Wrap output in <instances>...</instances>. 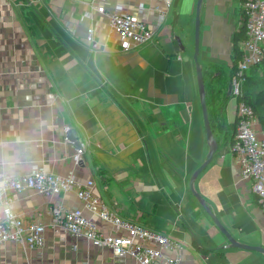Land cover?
Listing matches in <instances>:
<instances>
[{
  "label": "crops",
  "instance_id": "1",
  "mask_svg": "<svg viewBox=\"0 0 264 264\" xmlns=\"http://www.w3.org/2000/svg\"><path fill=\"white\" fill-rule=\"evenodd\" d=\"M196 1L175 0L158 23L155 0H105L106 12L122 8L153 31L150 42L124 50L91 0H0V153L19 150L26 163L17 173L44 169L91 180L112 215L178 242L170 255L181 264H264L259 252L228 247L189 185L208 151L192 59ZM243 25L240 0H202L198 60L205 86L225 83L224 98L231 39ZM224 107L222 101L212 131L226 152L214 155L193 189L232 238L264 248L260 207L231 151L235 117ZM69 129L80 154L66 139ZM18 137L25 143L16 144ZM54 202L82 210L105 234L124 235L84 210L74 193L27 190L11 209L46 225L45 245L38 252L5 243L0 264H135L82 237L54 233Z\"/></svg>",
  "mask_w": 264,
  "mask_h": 264
},
{
  "label": "built area",
  "instance_id": "2",
  "mask_svg": "<svg viewBox=\"0 0 264 264\" xmlns=\"http://www.w3.org/2000/svg\"><path fill=\"white\" fill-rule=\"evenodd\" d=\"M155 1L161 4L156 11L157 22L162 23L175 0ZM104 2L91 0L96 12L108 16L111 28L123 42L124 50L153 39V31L145 22L123 12L122 8L106 12ZM240 6L245 33L239 42L242 59L229 81L231 97L236 102L233 109L236 127L231 151L240 180L250 184L251 194L260 207L264 230V129L253 108L239 101L248 72L264 60V0H240ZM87 40H94L92 27L87 30ZM80 153L81 150H77V154ZM27 190L47 197L74 193L84 210L96 215L115 231H124V235L120 236L105 234L82 210L67 209L54 202L50 207L54 233L62 230L71 236L82 237L94 246L110 249L114 257L130 258L135 264H181L178 256L170 255L180 250L178 242L112 215L94 193L91 180L80 183L74 178L55 175L44 169H35L28 174L16 173L15 179L9 180L0 192V246L15 243L25 250L40 252L45 245L46 225L26 220L11 209L14 196Z\"/></svg>",
  "mask_w": 264,
  "mask_h": 264
},
{
  "label": "water",
  "instance_id": "3",
  "mask_svg": "<svg viewBox=\"0 0 264 264\" xmlns=\"http://www.w3.org/2000/svg\"><path fill=\"white\" fill-rule=\"evenodd\" d=\"M201 5H202V0H197L196 10H195V21H194V52L192 55V59L194 62V67H195L197 90H198V96H199V102H200V108H201V114H202V120H203V126H204L208 151H207V154L202 164L192 174L190 181H189V185H190L192 194L197 199V201L199 202L203 210L208 214V216L211 218L213 223L217 226L219 231L226 237L227 241L229 242V246H228L229 248H238V249H243V250L255 251V252H259L264 255V248L241 244L237 242L234 238H232L230 234L225 230V228L219 223L217 217L212 212L211 208L207 206L205 201L193 189L194 181L197 179L200 173L212 162L214 155L218 151V142L213 134L210 121H209V117H208L204 77H203L201 65L198 60ZM174 39L176 43L178 44V46L180 47V49L183 51L184 47L182 45L181 39L178 36H175ZM230 96H231V85H230V82H228L227 90H226V98H229ZM65 136H66V139L73 144L76 150H81V144L78 141L75 131L73 129L67 130Z\"/></svg>",
  "mask_w": 264,
  "mask_h": 264
},
{
  "label": "trees",
  "instance_id": "4",
  "mask_svg": "<svg viewBox=\"0 0 264 264\" xmlns=\"http://www.w3.org/2000/svg\"><path fill=\"white\" fill-rule=\"evenodd\" d=\"M175 17V16H174ZM175 22L173 21L172 24ZM245 28H240L238 32H235L231 39V73L234 74L239 61L242 59V53L239 49V42L244 38ZM218 68V66H215ZM219 69V68H218ZM230 81V80H229ZM209 85V86H208ZM205 86L206 90V105L208 110V117L210 121L211 128L214 126V116L219 108L217 106L218 101L222 100L225 97V83L221 81V84L217 88H210L211 84ZM251 88L253 90H257L256 101L251 97L248 89ZM239 101H244L246 104H249L255 113V115L259 118L262 127L264 129V60L263 62L252 68L247 76L246 81L243 87V96L239 99ZM235 122V121H234ZM233 126L236 127V122L233 123ZM226 152V149H222L221 151H217V154H222ZM197 246V244H195Z\"/></svg>",
  "mask_w": 264,
  "mask_h": 264
},
{
  "label": "clouds",
  "instance_id": "5",
  "mask_svg": "<svg viewBox=\"0 0 264 264\" xmlns=\"http://www.w3.org/2000/svg\"><path fill=\"white\" fill-rule=\"evenodd\" d=\"M16 144H23L20 137L15 141ZM26 163V159L17 149L7 153H0V172L4 173V178L0 179V192H2L9 180L15 179L17 170Z\"/></svg>",
  "mask_w": 264,
  "mask_h": 264
},
{
  "label": "rangeland",
  "instance_id": "6",
  "mask_svg": "<svg viewBox=\"0 0 264 264\" xmlns=\"http://www.w3.org/2000/svg\"><path fill=\"white\" fill-rule=\"evenodd\" d=\"M211 77H213L212 75H211ZM208 80V79H207ZM210 80V79H209ZM219 84L220 83H213V87H211V88H217V87H219ZM248 91L250 92V94H251V97L256 101V97H257V90H253V89H251V88H249L248 89ZM222 101H223V103L225 104V111L224 112H226L227 113V117L229 118V116H230V114L231 113H233V109H234V107H235V104H236V102H235V100L230 96L229 98H224V99H222V100H220V101H218V103H217V106H221L222 105Z\"/></svg>",
  "mask_w": 264,
  "mask_h": 264
},
{
  "label": "flooded vegetation",
  "instance_id": "7",
  "mask_svg": "<svg viewBox=\"0 0 264 264\" xmlns=\"http://www.w3.org/2000/svg\"><path fill=\"white\" fill-rule=\"evenodd\" d=\"M227 90V89H226Z\"/></svg>",
  "mask_w": 264,
  "mask_h": 264
}]
</instances>
